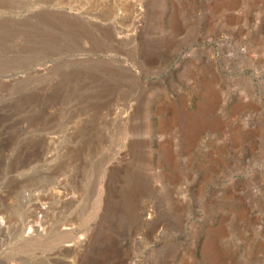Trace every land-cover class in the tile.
<instances>
[{
    "label": "rangeland",
    "instance_id": "obj_1",
    "mask_svg": "<svg viewBox=\"0 0 264 264\" xmlns=\"http://www.w3.org/2000/svg\"><path fill=\"white\" fill-rule=\"evenodd\" d=\"M0 264H264V0H0Z\"/></svg>",
    "mask_w": 264,
    "mask_h": 264
},
{
    "label": "bare ground",
    "instance_id": "obj_2",
    "mask_svg": "<svg viewBox=\"0 0 264 264\" xmlns=\"http://www.w3.org/2000/svg\"><path fill=\"white\" fill-rule=\"evenodd\" d=\"M34 211H36V212H39V211H41V207L39 206V205H34ZM33 218H34V216H33ZM32 221L35 223L36 221H34L33 219H32ZM67 224V223H66ZM33 227H34V225H32ZM35 229V228H34ZM73 245V244H72ZM64 251H70V248H67V247H63L62 248Z\"/></svg>",
    "mask_w": 264,
    "mask_h": 264
}]
</instances>
